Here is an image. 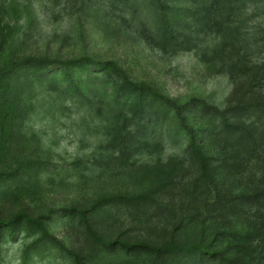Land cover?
I'll return each instance as SVG.
<instances>
[{"label":"rangeland","instance_id":"obj_1","mask_svg":"<svg viewBox=\"0 0 264 264\" xmlns=\"http://www.w3.org/2000/svg\"><path fill=\"white\" fill-rule=\"evenodd\" d=\"M124 242L264 264V0H0V264H149Z\"/></svg>","mask_w":264,"mask_h":264},{"label":"trees","instance_id":"obj_2","mask_svg":"<svg viewBox=\"0 0 264 264\" xmlns=\"http://www.w3.org/2000/svg\"><path fill=\"white\" fill-rule=\"evenodd\" d=\"M119 72L121 71L119 70ZM119 75L122 78L123 82L126 84V87L129 86L130 90L133 93H136L134 107L136 111L138 109L144 108L145 112L147 108L146 100L148 98H151L154 101L162 103L166 107L173 108L176 111L178 118H180L182 122L185 121V106L176 105L174 101L156 93L154 89L147 85L141 86L129 82L122 72ZM223 120V124L227 130H233L242 134H248L250 132L248 127L244 123L234 124L225 117H223ZM183 124H185V122ZM188 151L193 156V159L202 170V179L209 181L206 184L210 192L211 185H213V183L212 181H210V173L208 172L209 158L203 154L201 145L197 142L195 138L191 140ZM81 218L85 225H87L85 214H81ZM121 248L128 255L138 254L144 256V258L148 261L149 264H246L237 256H228L223 250H214L211 249L209 246L192 245L188 247L177 246L172 244L169 246L155 247L153 245L145 243L130 245L124 242L121 244Z\"/></svg>","mask_w":264,"mask_h":264}]
</instances>
